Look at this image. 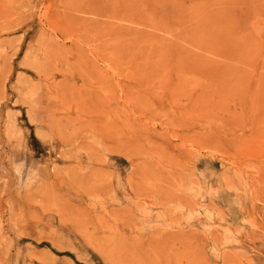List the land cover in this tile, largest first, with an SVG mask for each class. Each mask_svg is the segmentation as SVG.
<instances>
[{
  "label": "rangeland",
  "instance_id": "rangeland-1",
  "mask_svg": "<svg viewBox=\"0 0 264 264\" xmlns=\"http://www.w3.org/2000/svg\"><path fill=\"white\" fill-rule=\"evenodd\" d=\"M0 264H264V0H0Z\"/></svg>",
  "mask_w": 264,
  "mask_h": 264
},
{
  "label": "bare ground",
  "instance_id": "bare-ground-1",
  "mask_svg": "<svg viewBox=\"0 0 264 264\" xmlns=\"http://www.w3.org/2000/svg\"><path fill=\"white\" fill-rule=\"evenodd\" d=\"M47 42H48V41H47ZM76 42H77V41H76ZM48 44H49V43H48ZM50 46L52 47L51 43H50ZM56 46H57V45H56ZM57 47H58V46H57ZM57 47H56V50H57ZM63 47H64V46H63ZM88 47H89V46H88ZM77 48H78V45H77ZM68 49H69V48H68ZM87 49H88V48H87ZM89 49H90V48H89ZM58 50H59V49H58ZM82 50H83V49H82ZM84 51H85V48H84ZM76 52H77V51H76ZM76 52H75V53H76ZM52 53H55V52H52ZM83 53H84V52H83ZM89 53H90V52H89ZM81 54H82V53L80 52L79 56H81ZM57 56H58V54H57ZM84 56H85V55H84ZM58 57H59V56H58ZM78 58H79V57H78ZM81 58H84V57L81 56V57H80V60H81ZM92 59H93V58H92ZM82 60H83L84 63H86V64H88V62H89V61L87 62L86 58H84V59H82ZM77 61H79V59H78ZM83 61H82V62H83ZM80 62H81V61H80ZM82 62H81V63H82ZM57 63H58V62H57ZM78 63H79V62H77L76 64L78 65ZM86 64H85V65H86ZM90 65H91V64H90ZM90 65H89V67H85V68L88 69V70H91V73H92V71L95 70V68H94V66H93V63H92V66H90ZM72 66H73V65H72ZM75 66H76V65H75ZM83 66H84V65H83ZM78 67H79V66H78ZM80 68H81V67H80ZM76 70H77V69H76ZM81 72H83V70H81ZM85 72H88V71H85ZM88 73H89V72H88ZM82 74L84 75V72H83ZM89 74H90V73H89ZM94 74H95V73H94ZM86 75H87V73H86ZM87 76H88V75H87ZM90 77H92V76H90ZM90 77H89V78H90ZM82 78H83V77H82ZM90 79H91V78H90ZM89 93H90V92H89ZM89 95H90V94H89ZM39 242H40V241H39ZM7 254H8V253H7Z\"/></svg>",
  "mask_w": 264,
  "mask_h": 264
}]
</instances>
